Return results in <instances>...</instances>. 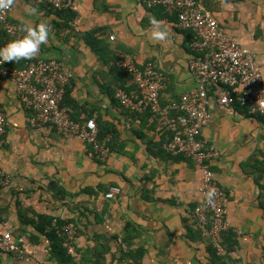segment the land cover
<instances>
[{
	"label": "crops",
	"instance_id": "1",
	"mask_svg": "<svg viewBox=\"0 0 264 264\" xmlns=\"http://www.w3.org/2000/svg\"><path fill=\"white\" fill-rule=\"evenodd\" d=\"M71 1L73 18L16 0L11 24L45 22L52 35L35 58L8 63L24 67L37 59L59 60L71 74L65 87L74 103L65 106L71 118L84 121L95 114L96 123L113 130L106 135L107 146L109 138L113 141L107 157L97 160L77 136L58 133L49 124L31 125V110L12 82L0 78L6 116L0 168L10 178L8 186H0V232L25 238L22 256L0 251V264H63L33 223L21 224L18 210L26 208L28 218L36 219L35 212L76 224L75 254L64 264H264V116L238 104L220 105L210 96L200 137L217 150L210 168L228 199V228L218 251L192 216L200 199L198 166L164 150L165 131L153 116L132 112L113 98L116 86L136 91L128 77L114 72L118 52L131 54L140 66L151 62L164 75L162 104L193 88L191 32L179 27L175 15L161 6L148 8L142 0ZM199 1L234 40L254 52L264 87V0ZM30 5L38 17H25ZM153 19L166 35L152 32ZM85 32L100 43L99 55L81 37ZM13 38L17 35L1 33L0 46ZM52 179L71 195L58 198L48 188Z\"/></svg>",
	"mask_w": 264,
	"mask_h": 264
},
{
	"label": "built area",
	"instance_id": "2",
	"mask_svg": "<svg viewBox=\"0 0 264 264\" xmlns=\"http://www.w3.org/2000/svg\"><path fill=\"white\" fill-rule=\"evenodd\" d=\"M25 1L54 10L72 7L71 0ZM142 1L148 8L161 6L176 16L180 28L191 32L188 67L196 85L180 94L178 99L162 104L160 90L164 85V75L151 62L140 66L131 54L118 52L113 64L127 72L136 91L128 93L115 87L114 97L122 107L132 112L150 111L158 127L165 131L164 150L190 158L198 166L201 173L200 199L192 209V216L196 226L205 232L218 251H222V232L228 228V199L210 168V161L217 155V150L200 137V130L209 119L210 96H214L220 105L238 104L251 114L264 116L262 73L254 52L234 40L199 0ZM10 11L0 12V34H16L18 38L23 34L19 25L9 22ZM70 77V72L54 58L37 59L24 67L0 63V78L12 82L23 104L31 110V125L49 124L58 133L75 135L90 147L88 152L92 157L104 160L109 148L107 139L99 138L96 115L76 121L71 118V109L60 105ZM5 126L6 116L0 108V143ZM9 183V176L0 168V186H8ZM212 189L216 196L214 206H209L205 196ZM106 196L112 197L113 194L110 192ZM59 234L66 252L74 255L75 223H64ZM24 242L21 234H13L10 230L0 232L1 252L20 258Z\"/></svg>",
	"mask_w": 264,
	"mask_h": 264
},
{
	"label": "trees",
	"instance_id": "3",
	"mask_svg": "<svg viewBox=\"0 0 264 264\" xmlns=\"http://www.w3.org/2000/svg\"><path fill=\"white\" fill-rule=\"evenodd\" d=\"M55 11H57L59 14L62 13V15H64L65 13H69V18L70 17L71 18L74 17V14L69 9H60V10H55ZM65 22H64V24H66ZM56 26L59 27L58 25H56ZM66 26L68 27L67 24H66ZM59 29H60V27H59ZM81 37H83V39L85 40L86 44L91 48V50L94 53H96V54L99 55V51L102 50V48H100V43L97 42L98 40H95L93 38L92 32H85L84 34L81 35ZM101 59H104V57H101ZM112 67L114 68L115 74L116 75H119L120 78H121L122 75L129 78V76H128V74H127V72L125 70H123L120 67L115 66V65H113ZM116 87H120V86H116ZM66 88L64 90V94H63L62 100L60 102V105L61 106H66V104H68V103L74 105L73 101L68 100V97L66 96V95H68V90H66ZM114 88H113V98H114V100H116L115 97H114ZM110 96L112 97V90L110 92ZM116 102L118 103V105H120L117 100H116ZM144 112H146V113L150 114L151 116H153L151 114V112L148 111V110L147 111H144ZM92 116L93 115L90 114L85 120H87L88 118H90ZM95 120H96V118H95ZM97 126H98L99 138L100 139H105L106 138V135L108 133H110L111 136H112L113 130L110 127H107L104 124L102 125L100 122L97 123ZM112 141L113 140L109 138V140H108V145L109 146L111 144L110 142H112ZM89 148L90 147L87 145L88 151H89ZM94 159H96V158H94ZM48 188L50 189L51 192H53L60 199L63 198V197H65L66 195L67 196L71 195L70 192H66V190L56 180H54V179L49 180V182H48ZM27 210H29V209L26 208V209H19L18 210V217L21 220L20 221L21 224L22 225H27L29 223H33L36 231L38 233L46 236L48 238V240L50 241L51 253L57 259V261L60 262V263H63V264L64 263H68L69 260L71 259L70 256H69L71 254H68L66 252V250L64 249V247L62 246V236L59 234V229H60V227L64 223H66V222H72V221L62 220V219H59V218H56V217H53V216H50V215L38 214V213H35V212H33V215L36 216V219L28 218L27 215L25 214V212ZM75 228H76V234H77L76 224H75ZM13 234H15V233H13ZM222 234H223V232H222ZM33 236L34 235L31 234L29 236V239L33 243H35V242H37L38 239L37 238H34ZM75 238H76V236H75ZM74 245H75V243H74ZM209 253H210V255L212 253V255L216 258L215 252L211 251V249H210Z\"/></svg>",
	"mask_w": 264,
	"mask_h": 264
},
{
	"label": "clouds",
	"instance_id": "4",
	"mask_svg": "<svg viewBox=\"0 0 264 264\" xmlns=\"http://www.w3.org/2000/svg\"><path fill=\"white\" fill-rule=\"evenodd\" d=\"M15 4L16 0H0V12L12 10ZM24 15L27 18H33L38 17L39 12L35 6L30 5L24 9ZM151 25V30L154 34H167L164 26L156 19L151 21ZM20 31L23 33L22 36L13 38L3 46H0V63L19 62L35 58L40 53L42 46L48 44L52 35L48 23H32L27 19L21 22ZM159 35L157 38H159ZM215 196L216 192L214 189L207 192L205 201L209 206H214Z\"/></svg>",
	"mask_w": 264,
	"mask_h": 264
}]
</instances>
